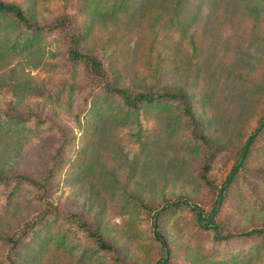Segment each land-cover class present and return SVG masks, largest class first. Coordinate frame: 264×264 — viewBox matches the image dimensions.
Listing matches in <instances>:
<instances>
[{
	"label": "rangeland",
	"instance_id": "1",
	"mask_svg": "<svg viewBox=\"0 0 264 264\" xmlns=\"http://www.w3.org/2000/svg\"><path fill=\"white\" fill-rule=\"evenodd\" d=\"M6 1L29 8L41 22L60 15L76 16L88 31L83 50L99 56L118 85L173 87L192 93V109L201 118L214 151L210 156L206 146L188 139L186 126L177 119L178 106L160 118L140 112L141 143L135 141V128L111 123L96 128L86 111L79 130L70 116L94 84L81 67L61 70L51 65L60 59L52 37L39 50L7 65L0 63V107L51 116L71 137L60 154L61 165L50 179L49 201L58 210L78 214L116 248L117 259L105 251L96 259L92 249L80 255L82 248L77 247L70 256L56 253L49 264H154L165 256L152 237L155 229L166 238L169 264H204L198 262L202 253L206 260L225 258V251L216 252L209 241L196 239L193 213L185 204L161 213L158 227L155 215L165 200L180 197L195 203L206 216L226 184L241 146L258 126L264 114V52L260 50L264 16L255 25L253 13L223 9L232 0H218L217 6L212 5L213 0H188L199 16L188 37H182L180 26L169 23L174 0H131L125 12L116 10L114 15V0H100L99 4L86 0L89 8L78 13L79 0ZM62 81L74 84L72 95L65 90L55 101L31 91L34 86ZM254 84L259 86L258 92L245 108L248 91L243 86ZM58 144L32 136L17 150L11 145L0 152V173L16 172L37 179ZM206 157L205 177L211 185L197 178ZM250 189L259 195L257 200ZM5 194L0 184V234L17 228L43 208L39 201H29L34 196L32 188L22 187L21 195L7 206ZM133 196L142 198L153 211L141 213ZM263 201L264 127L256 133L244 167L226 190L215 218L225 221L233 232L264 228ZM49 227L53 231L56 224L51 222ZM199 243L200 250L195 248ZM240 243L232 241L230 246Z\"/></svg>",
	"mask_w": 264,
	"mask_h": 264
},
{
	"label": "trees",
	"instance_id": "2",
	"mask_svg": "<svg viewBox=\"0 0 264 264\" xmlns=\"http://www.w3.org/2000/svg\"><path fill=\"white\" fill-rule=\"evenodd\" d=\"M86 0H79L76 13L86 8ZM100 0H97L99 4ZM131 0H114L113 15L116 10L126 11L125 6ZM222 2V0H221ZM218 4V0H213ZM192 3L188 0H174L169 23H176L180 26L179 32L182 37H188L190 26L196 21L199 12L194 10ZM229 8L231 11L244 9L248 13H253L255 25H259L264 16V0H232L225 2L223 9ZM78 15V14H76ZM87 30L76 16L60 15L49 21H37L34 12L15 1L0 0V63L7 65L9 61H14L25 54L39 50L41 46L49 42L52 37L59 51L60 59L51 63L55 68L61 70L70 68L74 70L81 67L83 73L90 78L94 84L92 90L82 97L80 108L73 111L70 116L72 123L79 130L81 129V115L93 119L96 128L102 124L111 123L119 127H132L136 129V142L141 143V123L140 112L153 114L160 118L164 112H172V106H178L180 111L177 119L186 126L187 136L191 142L199 143L207 147L209 155L214 151L208 137L204 134L203 123L199 116L195 115L191 97L192 93L185 92L182 88L157 87L153 85L128 87L118 85L111 73L104 66L101 58L93 53L83 50V40L86 38ZM261 54L264 52L260 47ZM53 52V57L56 56ZM260 57V56H259ZM256 61H259L260 58ZM235 81V78H233ZM29 86H24L27 89ZM74 84L62 81L44 86H34L31 91L35 96L59 99V94L67 90L68 95H72ZM258 85L254 84L247 90L245 98V108L249 106V100L258 92ZM94 91V92H93ZM93 92V93H92ZM90 98V99H88ZM88 105V108H87ZM87 109V110H86ZM264 127V114L251 134L240 148L237 162L229 171L222 189L217 192L214 204L208 210L207 215L202 209H198L195 203L187 202L178 197L173 200H165L164 204L156 210L155 225L158 227V219L161 213L170 208H175L180 204H185L193 213L194 227L193 234L197 240L209 241L216 246V252L225 251V258H212L206 260L207 255L202 253L198 262L204 264H264V228L253 227L241 232H233L226 227V223L217 221L215 212L223 201L226 190L231 182L236 178L238 172L244 167V161L250 154V149L255 141L256 133ZM44 138L50 142L59 143L46 160L44 169L39 178H31L27 174H16V172L0 173V184L4 187L5 205L15 197L21 195V188L28 187L34 191V196L29 201H39L42 209L24 220L17 228H10L0 234V264H49L55 260L56 253L63 256L73 255L77 247H81V253L92 249V252L101 255L102 251L107 252L114 259L116 248L108 239L98 232L96 227L87 223L80 216L73 212L58 210L49 201L50 179L61 165L60 154L69 143L70 136L54 118L35 111H18L9 107H0V152L9 146H16L15 150L21 148L23 142L29 137ZM207 157L205 163L203 159L198 169L197 178L205 184L211 182L205 177L207 170ZM254 172L261 173L263 170ZM250 193L259 197L254 190ZM134 202L149 214L153 208L145 203L142 198L133 196ZM257 205V204H256ZM264 207V201L262 202ZM56 224L52 231L50 223ZM153 239L164 249L165 256H162L154 264H169V254L167 241L159 229L152 232ZM247 239L245 241L244 239ZM261 240V242H260ZM240 241L238 246L231 247L230 243ZM198 250L202 244H196ZM225 248V249H223ZM216 254V253H215ZM215 256V255H212ZM115 259H117L115 257ZM196 263V260H192ZM112 264V263H111Z\"/></svg>",
	"mask_w": 264,
	"mask_h": 264
},
{
	"label": "water",
	"instance_id": "3",
	"mask_svg": "<svg viewBox=\"0 0 264 264\" xmlns=\"http://www.w3.org/2000/svg\"><path fill=\"white\" fill-rule=\"evenodd\" d=\"M193 205V203H191Z\"/></svg>",
	"mask_w": 264,
	"mask_h": 264
}]
</instances>
